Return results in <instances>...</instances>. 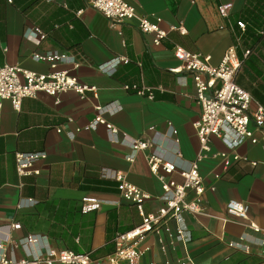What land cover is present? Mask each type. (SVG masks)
<instances>
[{
  "label": "crops",
  "instance_id": "crops-1",
  "mask_svg": "<svg viewBox=\"0 0 264 264\" xmlns=\"http://www.w3.org/2000/svg\"><path fill=\"white\" fill-rule=\"evenodd\" d=\"M137 5L140 14L162 20L160 27L168 35L161 46L135 22L112 29L86 0H0L1 65L40 75L69 72L98 89L97 98L88 93L85 99L75 92L57 97L41 92L24 99L20 111L4 102L0 259L24 258L21 242L29 235L46 238L54 250L100 252L98 256L112 252L116 234L142 222L137 207L122 199L114 178L117 172L154 197L144 205L147 214L159 209L162 189L150 172L146 153H138L134 162L127 160L132 143L149 142L150 152L184 169L202 153L194 128L201 107L192 74L173 71L182 67L174 56L175 47L210 57L213 66L235 49L241 61L237 83L251 94L252 111L257 105L264 107V38L249 54L246 46L236 44L235 24L246 0H137ZM181 24L186 34L171 30ZM64 55L68 62L56 68L38 59ZM117 58L129 63L121 64L113 76L98 70ZM125 85L152 88L155 98L126 91ZM97 106L108 108L105 118L120 131L116 139L104 125L90 128ZM251 129L261 140L264 133L253 124ZM225 131L222 139L212 138V153L235 152L246 160L228 169L220 159L200 163L207 215L183 217L180 227L190 235V242L178 243L166 232L152 234L143 242L148 250L131 264H264V237L226 210L232 200L249 205L250 221L264 230L263 144L243 139L235 145L231 140L235 133L228 127ZM17 153H45L46 160L35 167L40 174L20 176ZM84 199L100 202L101 208L84 214ZM170 228L176 229L174 224Z\"/></svg>",
  "mask_w": 264,
  "mask_h": 264
},
{
  "label": "built area",
  "instance_id": "built-area-1",
  "mask_svg": "<svg viewBox=\"0 0 264 264\" xmlns=\"http://www.w3.org/2000/svg\"><path fill=\"white\" fill-rule=\"evenodd\" d=\"M86 2L89 7L105 16L112 29H119L125 23L135 22L143 34L154 36L153 41L156 46H161L167 38L168 32L160 27L162 20L160 18L151 19L147 15L140 14L137 0H86ZM221 13L225 17L228 16L225 10H222ZM239 26L245 27L243 23H239ZM171 30L178 31L183 35L187 33L183 24L172 27ZM174 56L182 67L173 71L176 73L186 71L193 76L196 98L201 107V116L195 122L194 128L202 153L194 162L190 163L187 169H184L165 160L157 153L150 152L151 143L139 140L132 143V152L127 160L134 162L138 153H146L150 172L162 189V194L158 198L162 202L159 209L147 214L144 205L153 201L154 197L129 183L123 172H117L114 178L118 182V190L122 199L137 207L142 222L133 230L117 235L116 250L112 255L96 259L91 253L79 254L72 250H54L48 246L46 238L29 235L21 242L26 250V256L19 260H13L4 255L0 259V264H131L148 250L143 246V242L152 234L166 232L178 243L187 245L190 242V235L180 227L183 217L187 214L207 215L203 201L207 188L200 173V163L208 158L220 159L224 169H228L233 164L246 160L235 152L230 154L212 153L210 146L212 138L222 139L226 135L225 130L228 127L236 135L231 138L235 145L246 139L254 145L262 143L264 149V135L260 140L255 137L254 130L251 129L253 124L256 131L264 133V107L257 105L256 109L252 111L253 98L251 94L237 83L241 61L235 49H230L218 66L211 64L210 57L191 53L179 46L174 48ZM38 59L48 62L52 68H56L59 63L68 62L66 55L38 57ZM128 63L129 60L125 58H117L99 66L98 70L113 76L121 64ZM76 66L79 67L80 64L77 63ZM124 90L132 91L149 100L155 98L152 88L125 85ZM41 92L53 97L67 92H75L82 99H85L88 93H92L95 98L98 97L97 87L81 83L69 72L40 75L24 71L18 66L0 64V113L4 102H11L13 108L20 111L24 99L34 98ZM96 110L97 115L90 128L94 129L99 125H104L112 139L119 137L120 131L105 118L108 108L97 106ZM58 132H61V129ZM178 156L180 155L178 154ZM46 158L45 153H17L15 162L18 174L22 177L32 174L39 175L40 171L35 167ZM176 176L181 179L180 182ZM100 208V202L84 199V212ZM226 210L231 217L264 237V230L250 221L249 205L232 200L227 203ZM171 224L175 225L174 232L170 228ZM37 244H40V247L33 249V246ZM0 249L4 251L3 246H0Z\"/></svg>",
  "mask_w": 264,
  "mask_h": 264
},
{
  "label": "trees",
  "instance_id": "trees-1",
  "mask_svg": "<svg viewBox=\"0 0 264 264\" xmlns=\"http://www.w3.org/2000/svg\"><path fill=\"white\" fill-rule=\"evenodd\" d=\"M240 17V20H238L235 24V33L237 36L236 44L246 46L248 51H250L254 45L259 43L264 38V0H246V5ZM239 23H243L245 27L241 28ZM84 214H86V212H84ZM117 235L118 234H116L113 240L114 250L112 252L104 256H98L97 254H100V252L91 253L93 258L100 259L112 255L116 250L115 240ZM77 253L82 254L81 252Z\"/></svg>",
  "mask_w": 264,
  "mask_h": 264
}]
</instances>
